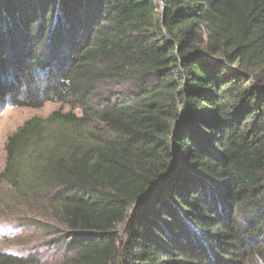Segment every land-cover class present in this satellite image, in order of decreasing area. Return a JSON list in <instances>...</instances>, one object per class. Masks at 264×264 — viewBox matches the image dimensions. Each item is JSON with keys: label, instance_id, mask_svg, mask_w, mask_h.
<instances>
[{"label": "trees", "instance_id": "trees-1", "mask_svg": "<svg viewBox=\"0 0 264 264\" xmlns=\"http://www.w3.org/2000/svg\"><path fill=\"white\" fill-rule=\"evenodd\" d=\"M46 103L95 129L41 155L48 238L0 264H264V0H0V111Z\"/></svg>", "mask_w": 264, "mask_h": 264}, {"label": "rangeland", "instance_id": "rangeland-1", "mask_svg": "<svg viewBox=\"0 0 264 264\" xmlns=\"http://www.w3.org/2000/svg\"><path fill=\"white\" fill-rule=\"evenodd\" d=\"M161 5V3H160ZM59 109L54 103H46L40 109L5 106L0 111V251L19 254L31 247L42 248L48 238L41 228L30 227L32 219L44 224L46 210L44 195L35 196L31 183V172L43 163L42 154L47 147L60 141L62 135L78 137L92 132L91 124L83 129L62 130L46 123V118ZM68 109L64 108L63 112ZM78 114V112H76ZM35 119L38 125L19 148V155L8 159L5 150L8 138L23 125ZM42 157V158H41ZM37 193V191H36ZM34 194V195H33Z\"/></svg>", "mask_w": 264, "mask_h": 264}]
</instances>
